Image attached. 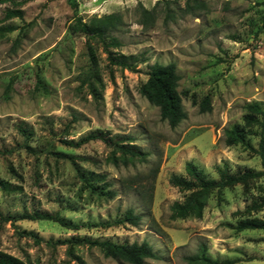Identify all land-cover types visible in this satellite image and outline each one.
<instances>
[{"label":"rangeland","instance_id":"374dc122","mask_svg":"<svg viewBox=\"0 0 264 264\" xmlns=\"http://www.w3.org/2000/svg\"><path fill=\"white\" fill-rule=\"evenodd\" d=\"M109 15L119 23L106 35L81 32L79 21ZM263 21L264 0H0V250L26 264H130L89 242H147L157 258L146 264H190L204 244L218 264H264V230H236L264 220V208L239 214L264 196V177L213 196L201 219L172 218L186 193L170 184L188 162L210 179L224 164L263 169L258 136L248 135L254 150L224 141L250 104L264 107ZM107 51L136 58L121 67ZM169 63L186 113L175 128L140 92L151 66ZM95 131L107 141L69 144ZM77 170L117 196L91 193ZM130 208L138 226H104ZM36 212L65 224L19 219Z\"/></svg>","mask_w":264,"mask_h":264},{"label":"trees","instance_id":"16d2710c","mask_svg":"<svg viewBox=\"0 0 264 264\" xmlns=\"http://www.w3.org/2000/svg\"><path fill=\"white\" fill-rule=\"evenodd\" d=\"M74 11H77V4L71 3ZM12 15V13H9ZM97 25L91 26L89 24L80 23L81 32L91 38V36H104L111 29L119 23V19L114 15H109L96 20ZM264 32V21L260 28ZM111 44L118 46L119 42L116 39H111ZM108 58L113 65L126 67L127 60L136 57H126L113 55L107 51ZM88 55L91 61L93 54L91 46L88 47ZM140 59L139 62H143ZM180 77L177 73V68L174 63L166 65L155 64L151 66L148 73V81L141 88V94L153 105L159 108L162 120L168 122L171 128L177 127L183 120L186 119L182 105V98L178 92V83ZM210 101L205 98L201 110L202 112L210 110ZM248 113L244 116V124L247 127H253V131L246 130L245 126L235 124L225 131V144L227 146L241 145L248 150H254L248 135H256L259 137V151L258 155L262 160L263 169L260 171L247 170L243 172H232L227 164L216 167L218 179H210L203 170L198 168L192 162H188L185 167V175H172L170 184L179 189L180 192L186 193L183 201H176L171 206L173 219H187L197 218L201 219L204 210L209 200L216 196L218 203L222 202V192L225 189L232 188L237 184H246L247 182L264 177V107L259 103H252L248 106ZM103 141L107 139L101 131L91 132L82 137L77 143H69L72 146L86 144L92 141ZM131 140V139H130ZM129 140V141H130ZM130 155L131 158L144 159L145 154L135 145H127L125 148V155ZM62 158H69L68 155H59ZM116 162V160H114ZM123 162H126L124 159ZM80 181L93 194H98L108 197L110 200L114 199L117 194L114 190H108L109 185L104 183L105 177L96 175L95 173H87L77 170ZM100 184H103L102 186ZM264 208V196L255 200L251 205L247 206L245 211L240 213L259 212ZM0 218L1 214H0ZM19 219L30 220H46L55 221L65 224L58 215H50L48 213H34L32 215H22ZM141 221V216L136 214L133 209H128L124 215L114 221L104 224L105 227H112L118 225L129 224L131 226H138ZM236 230L242 232L245 230H264V220L253 218L241 220ZM82 242H88V239H82ZM91 245H98L102 247L106 257L125 261L130 264H146L148 259H156L152 246L147 242L138 243H114L111 241H91ZM207 249L204 244L200 245L199 251L195 256L187 258L190 264H218L216 260H212L206 255ZM0 264H26L21 259L3 252L0 250Z\"/></svg>","mask_w":264,"mask_h":264}]
</instances>
